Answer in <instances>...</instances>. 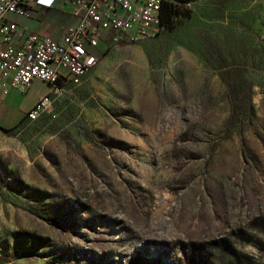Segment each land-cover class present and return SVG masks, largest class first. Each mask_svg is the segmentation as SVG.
I'll list each match as a JSON object with an SVG mask.
<instances>
[{"label":"rangeland","instance_id":"1","mask_svg":"<svg viewBox=\"0 0 264 264\" xmlns=\"http://www.w3.org/2000/svg\"><path fill=\"white\" fill-rule=\"evenodd\" d=\"M170 1L0 129V264H264V0Z\"/></svg>","mask_w":264,"mask_h":264},{"label":"built area","instance_id":"2","mask_svg":"<svg viewBox=\"0 0 264 264\" xmlns=\"http://www.w3.org/2000/svg\"><path fill=\"white\" fill-rule=\"evenodd\" d=\"M166 1L70 0L79 22L65 30L62 39H54L26 34L10 20L11 15L29 16L24 0H0V91L25 93L35 81L48 84L50 92L27 114L36 121L56 99L82 83L111 45L156 37L164 29L161 11Z\"/></svg>","mask_w":264,"mask_h":264},{"label":"crops","instance_id":"3","mask_svg":"<svg viewBox=\"0 0 264 264\" xmlns=\"http://www.w3.org/2000/svg\"><path fill=\"white\" fill-rule=\"evenodd\" d=\"M24 1L29 16L11 15L10 20L26 34L62 39L64 31L79 22L72 14L70 0ZM49 92L50 88L41 81H35L25 93L15 88H8L7 93L0 91V129L18 126L35 104Z\"/></svg>","mask_w":264,"mask_h":264},{"label":"trees","instance_id":"4","mask_svg":"<svg viewBox=\"0 0 264 264\" xmlns=\"http://www.w3.org/2000/svg\"><path fill=\"white\" fill-rule=\"evenodd\" d=\"M189 17L190 12L175 4L174 2L168 0L163 3L161 11V25L164 28L163 30L173 31L180 25L182 20ZM226 250L227 252L221 254L226 264H244L242 261H240L239 257L236 256L231 248L226 247Z\"/></svg>","mask_w":264,"mask_h":264},{"label":"bare ground","instance_id":"5","mask_svg":"<svg viewBox=\"0 0 264 264\" xmlns=\"http://www.w3.org/2000/svg\"><path fill=\"white\" fill-rule=\"evenodd\" d=\"M116 43H117V42H116ZM94 68H95V67H94ZM94 68H91L90 71L93 70Z\"/></svg>","mask_w":264,"mask_h":264}]
</instances>
